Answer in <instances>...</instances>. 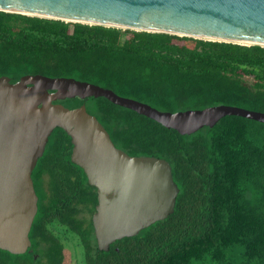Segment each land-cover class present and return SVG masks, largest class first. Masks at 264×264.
Here are the masks:
<instances>
[{"label":"trees","instance_id":"obj_1","mask_svg":"<svg viewBox=\"0 0 264 264\" xmlns=\"http://www.w3.org/2000/svg\"><path fill=\"white\" fill-rule=\"evenodd\" d=\"M36 75L92 84L160 112L264 113L262 46L0 11V77L14 84ZM54 103L84 105L128 156L168 162L179 190L173 213L99 251L96 188L56 128L31 174L38 198L31 245L22 255L0 250V264H67L69 244L81 249L82 264H264V124L227 116L181 136L105 98Z\"/></svg>","mask_w":264,"mask_h":264},{"label":"water","instance_id":"obj_2","mask_svg":"<svg viewBox=\"0 0 264 264\" xmlns=\"http://www.w3.org/2000/svg\"><path fill=\"white\" fill-rule=\"evenodd\" d=\"M0 11L64 22L212 42L264 47V0H0ZM105 98L181 136L235 116L264 124V113L215 106L160 112L112 91L73 79L24 76L14 84L0 77V250L22 255L38 198L31 179L56 128L71 139V162L97 191L92 215L97 249L136 236L173 213L178 187L163 159L132 157L117 149L84 105L56 101Z\"/></svg>","mask_w":264,"mask_h":264},{"label":"rangeland","instance_id":"obj_3","mask_svg":"<svg viewBox=\"0 0 264 264\" xmlns=\"http://www.w3.org/2000/svg\"><path fill=\"white\" fill-rule=\"evenodd\" d=\"M67 250H68V256H67L68 262H67V264H82V261H81L82 254L80 253L81 252L80 248H77V250L74 251L73 246L71 244H69Z\"/></svg>","mask_w":264,"mask_h":264}]
</instances>
